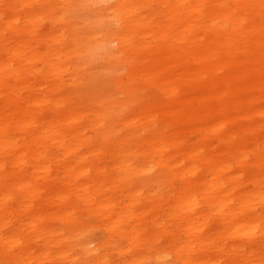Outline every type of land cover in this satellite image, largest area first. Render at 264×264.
Instances as JSON below:
<instances>
[{
  "label": "bare ground",
  "instance_id": "bare-ground-1",
  "mask_svg": "<svg viewBox=\"0 0 264 264\" xmlns=\"http://www.w3.org/2000/svg\"><path fill=\"white\" fill-rule=\"evenodd\" d=\"M68 4L64 14L61 7ZM90 4L94 9L89 13L73 12ZM44 19L50 20V30H42ZM89 21L96 31L83 29ZM59 22L65 28H58ZM58 49L66 55L75 53L76 63L66 77L54 60ZM120 54L127 65L116 81V91L88 90L85 82L94 78L84 79L80 74L86 58ZM88 75L97 76L90 70ZM145 94L154 106L153 114L142 125L140 121L122 130L119 120L127 110L134 115L141 112ZM254 126L264 128V0H0V194H4L5 206L13 201L24 205L19 214L30 219L57 215L69 221L75 216V221L94 214L93 204L107 200L95 212L104 222L122 208L121 195L129 194L119 195L115 188L101 186L104 179H116L110 167L127 161L121 159L123 149L118 145L140 155L141 143L168 139L182 144L183 150V143L199 134L210 147L206 161L230 167L223 149L229 143H242L244 131ZM259 144L264 151V137ZM229 153L240 161V154ZM175 155L167 156L164 164L169 159L174 163ZM127 165L137 171L130 162ZM192 176L195 180L187 178V186L181 188L184 194L177 195L173 205L192 202L200 191L205 174ZM227 178L217 176L214 188L210 191L207 186L201 194L216 205L217 228L228 218L231 230L248 229L247 222L233 221L235 213L222 211L229 197L223 185ZM29 179L35 180L34 186L23 184ZM135 179L136 186L147 181L142 175ZM9 186L23 192L6 198ZM231 197L246 205L258 198L264 209V192L248 195L240 189ZM195 206L182 211L179 219L184 224L174 221L171 234L174 245L195 248L201 259L185 256L181 264H243L241 254L264 246V234L243 242L238 235L253 238L254 232L235 235L231 231L235 237L224 256L225 245L207 234L215 227ZM240 212L238 216L245 220L253 218L256 208ZM156 219L151 216L146 221L152 224ZM197 221L202 224L194 226ZM118 227L122 233L124 225ZM180 231L182 236L177 235ZM2 234L0 228V254L10 264L32 251L12 235L8 239L14 243L4 242ZM215 247L214 261L208 257Z\"/></svg>",
  "mask_w": 264,
  "mask_h": 264
},
{
  "label": "rangeland",
  "instance_id": "rangeland-1",
  "mask_svg": "<svg viewBox=\"0 0 264 264\" xmlns=\"http://www.w3.org/2000/svg\"><path fill=\"white\" fill-rule=\"evenodd\" d=\"M92 7V4L83 5V7L73 10V12L84 15V13H89L93 10L94 8ZM67 10L69 11V4L64 5L63 8L61 7V11L64 14ZM93 15L95 14L93 13ZM40 23L42 30L51 29L49 19H44ZM63 27L64 23L59 22L58 28ZM89 28H92L93 31L97 29L92 27L91 21L83 27L85 30ZM148 40L143 43L145 45L149 44ZM57 45L62 46L60 42ZM115 45H119L117 41ZM45 46L47 47V43H45ZM46 51L50 53V48L47 47ZM118 53H115V55ZM74 54L69 51L66 55L64 49H60V51L58 49L55 54L54 60L59 61L62 68L61 72H64L65 77L70 71H73L71 66L76 63ZM91 55L89 54L88 56ZM86 60V65L82 66L80 74L84 79L94 78V81H86L85 87L88 90L98 91L99 93L109 89L116 91L119 86L116 81H118L122 72L126 71L127 65L125 59L121 58V54L120 57L100 55L93 59L86 58ZM68 65V69L64 70ZM89 70L91 73L95 72L97 76L89 77ZM130 111L127 110L123 114L125 116L122 120H119V127L122 130L129 127L134 128L140 121L142 125L143 121L153 114L154 106L150 105L149 97L145 94L141 96V112L134 115L130 114ZM262 137H264V128L260 130L258 126H254L252 129L244 131L242 143L239 142V144L236 143L234 145L229 143L223 149L222 154L224 158H230L228 159L230 167H226L224 163H221L224 166H213L210 164L209 159L206 161L210 147L207 145L208 141L199 134L192 135L189 142L183 143V145L185 144L183 150H180L182 144L168 139L160 140L157 143L154 141L141 143L140 155L133 154L130 148L118 145L119 149H123L121 159L123 157L127 161H121L119 164H114L113 167L109 168V170L113 171L116 179L113 181L105 179L101 181L102 187L115 188L119 195L122 192L129 193L125 194L124 197L121 195L119 198L121 200L119 206L122 204V208L118 210V213H115L110 219H104V222L100 220L95 212L102 209L101 204L106 206L104 203H107V200H102L101 204L100 202L93 204L94 214H89L85 217L76 216L78 218L75 221H72L75 216H72L73 218L71 217V221H69L59 218L57 215H41L30 219L28 216L19 214L21 212L19 209L22 206L24 207L23 204L19 207L13 201L12 205L7 204L5 206L3 203L4 194H0V228L3 233L2 236L5 238L3 241L9 244L14 243V240L13 242L9 241V236L12 235L15 240L19 239L18 243L20 245H27L24 247L25 249H32L31 252L25 253L23 257L18 258L14 262L16 264H181V257H190L191 255L198 260L201 259L200 256H196L195 248V250H188L181 246L180 243L174 245L171 234V231L175 230L174 227L176 228L174 221L184 224L181 222L182 219H179L184 215L182 211L189 210L196 203L195 207L201 208L208 217L207 219L210 220L211 226L215 227L214 230L207 234L214 242H218L217 244L223 243L225 245L223 255L226 256V252L229 250L228 247L233 241L231 238L240 232H254L255 237L253 238L248 237L246 233L238 235L243 242H248L249 239L258 240L259 236L264 234V209L261 207V203L258 202V198H254L251 204L246 205L243 201L239 202L238 198L232 199L231 197L233 192L240 189L248 195L254 192H264V151L260 150L261 148L263 149V146L259 144ZM217 146L216 148L221 150L219 143H217ZM231 150L241 155L239 162L231 158V153H229ZM145 152L146 155L144 154ZM174 152H176L175 157L177 156V160L173 163L172 159H169V163L164 164L165 158L171 156ZM187 153L191 156H187ZM147 154H151L152 157H147ZM128 162L135 166L137 171L132 172L127 165ZM217 163H214V165H217ZM11 168L17 169L18 167L16 164H11ZM194 173L198 175L201 173L205 174V181L200 186V191L195 194L192 202H180L177 205H173L177 195L181 196L184 194L181 188L187 186L189 182L187 178L190 177L195 180V177L192 176ZM1 175L2 173H0V183L2 182ZM141 175L145 176L147 181L142 185L138 184L136 186L137 179L135 178ZM225 175L229 178L223 185L226 187L225 193L229 197L225 201L226 203L223 202L226 207L222 211L223 213L228 211L231 214L235 213L234 216H231L233 221L247 222L248 229H237L238 227L235 226L236 228L233 227L234 229L232 228L231 230V222H228V218L221 220L217 228V217H219L217 215L219 214L216 211V205L213 200H207L201 194L207 186L210 191L214 188V185L217 184V176L224 177ZM233 176L234 178H232ZM24 182L23 184H27V186H34L36 183L35 180L30 179ZM21 192L23 190L9 186L6 198L16 197ZM254 201L256 202L254 203ZM104 206L103 209L106 208ZM253 207L256 208L253 218L246 217L245 220H242V217L238 216L241 213L240 210H252ZM78 214L75 213V215ZM151 216H156L157 222L150 224L146 221L150 220ZM138 218H141V223L138 222L140 220ZM120 224L125 227L122 233L118 229ZM201 224V221L193 223L194 226H200ZM108 227L111 229L115 227V231H110ZM231 231L236 234L232 235ZM181 233L180 231L177 235L182 236ZM133 242H136V245ZM45 247L47 248L45 249ZM217 248L215 247L209 253V259L214 260V256L218 254ZM173 249L174 251H172ZM232 249L236 253L239 252L236 247ZM261 252H264V246H257L256 249L241 254L240 261L243 264H264V259L260 257ZM262 254L264 255V253ZM8 261H5L0 254V264H10Z\"/></svg>",
  "mask_w": 264,
  "mask_h": 264
}]
</instances>
